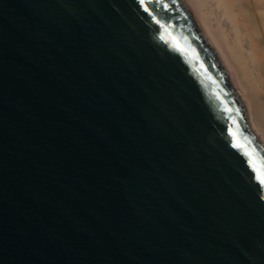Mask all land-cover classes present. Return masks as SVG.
I'll return each mask as SVG.
<instances>
[{
	"label": "water",
	"instance_id": "95a60500",
	"mask_svg": "<svg viewBox=\"0 0 264 264\" xmlns=\"http://www.w3.org/2000/svg\"><path fill=\"white\" fill-rule=\"evenodd\" d=\"M258 172L181 0H0V264H264Z\"/></svg>",
	"mask_w": 264,
	"mask_h": 264
},
{
	"label": "bare ground",
	"instance_id": "6f19581e",
	"mask_svg": "<svg viewBox=\"0 0 264 264\" xmlns=\"http://www.w3.org/2000/svg\"><path fill=\"white\" fill-rule=\"evenodd\" d=\"M264 149V0H181Z\"/></svg>",
	"mask_w": 264,
	"mask_h": 264
},
{
	"label": "snow or ice",
	"instance_id": "6c2138e0",
	"mask_svg": "<svg viewBox=\"0 0 264 264\" xmlns=\"http://www.w3.org/2000/svg\"><path fill=\"white\" fill-rule=\"evenodd\" d=\"M258 178L264 180V177L260 176L259 172H258Z\"/></svg>",
	"mask_w": 264,
	"mask_h": 264
},
{
	"label": "rangeland",
	"instance_id": "374dc122",
	"mask_svg": "<svg viewBox=\"0 0 264 264\" xmlns=\"http://www.w3.org/2000/svg\"><path fill=\"white\" fill-rule=\"evenodd\" d=\"M222 67V66H221ZM229 84H230V82H229ZM231 85V84H230ZM232 86V85H231Z\"/></svg>",
	"mask_w": 264,
	"mask_h": 264
}]
</instances>
